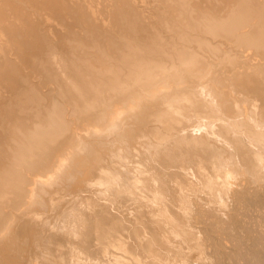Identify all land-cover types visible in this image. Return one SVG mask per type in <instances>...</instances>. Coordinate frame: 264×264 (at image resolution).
Listing matches in <instances>:
<instances>
[{
  "label": "bare ground",
  "instance_id": "bare-ground-1",
  "mask_svg": "<svg viewBox=\"0 0 264 264\" xmlns=\"http://www.w3.org/2000/svg\"><path fill=\"white\" fill-rule=\"evenodd\" d=\"M0 264H264V0H0Z\"/></svg>",
  "mask_w": 264,
  "mask_h": 264
},
{
  "label": "rangeland",
  "instance_id": "rangeland-1",
  "mask_svg": "<svg viewBox=\"0 0 264 264\" xmlns=\"http://www.w3.org/2000/svg\"><path fill=\"white\" fill-rule=\"evenodd\" d=\"M59 70V69H58ZM59 71H61V70H59Z\"/></svg>",
  "mask_w": 264,
  "mask_h": 264
}]
</instances>
